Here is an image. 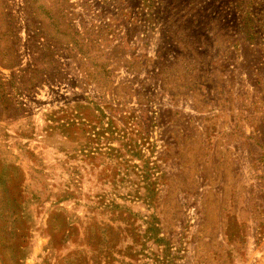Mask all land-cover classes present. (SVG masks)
<instances>
[{"label":"rangeland","instance_id":"374dc122","mask_svg":"<svg viewBox=\"0 0 264 264\" xmlns=\"http://www.w3.org/2000/svg\"><path fill=\"white\" fill-rule=\"evenodd\" d=\"M0 264H264V0H0Z\"/></svg>","mask_w":264,"mask_h":264}]
</instances>
